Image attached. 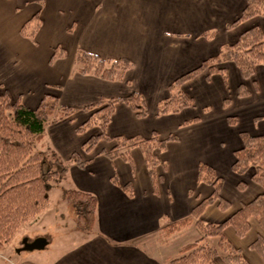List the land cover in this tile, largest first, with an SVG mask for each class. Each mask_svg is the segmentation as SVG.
Instances as JSON below:
<instances>
[{"label":"crops","instance_id":"obj_1","mask_svg":"<svg viewBox=\"0 0 264 264\" xmlns=\"http://www.w3.org/2000/svg\"><path fill=\"white\" fill-rule=\"evenodd\" d=\"M244 5L245 0H0V84L11 98L19 97L22 104L35 107L45 92H51L62 104L81 109L101 99L138 91L145 99L147 115L137 116L118 102L107 134L150 137L155 132L159 139L176 135L162 150L155 151L159 163L152 179L138 147L129 150V161L121 156L111 160L104 151L114 143L100 147V140L91 151H83L82 144L89 134L75 131L74 116L72 120L49 121L38 145L44 150L48 141L54 151L67 157L77 151L85 160L83 167L74 163L70 166L77 189L96 196L93 227L98 232L86 245L66 246L54 260L39 264H159L138 245H126L125 241L154 231L160 235L163 224L187 215L199 197L209 194L211 185L197 181L199 162L212 166L219 175V166L229 173L226 182L220 175V193L229 200V207L221 210L216 203L207 205L201 214L203 221L224 220L261 191L250 180L249 172L238 175L231 164L233 151L241 144L240 132L257 134L264 130L263 64L257 65L247 79L241 77L231 61L224 63L226 78L203 70L181 85L193 97V106L176 113L157 114V104L168 95L170 82L215 54L222 44L233 42L252 24L254 20L242 22L244 26L239 25L238 32L227 39L219 38L220 32L226 34V30L240 24L229 25ZM37 11L40 25L35 36L22 35V24ZM77 47L104 58H126L133 65L123 80L79 74L74 63ZM55 52L58 54L52 57ZM241 83L248 91L245 95L238 94ZM216 96L229 99L227 111L221 110L217 117L214 113L196 114L198 105L205 111ZM257 105L263 108L253 114L258 111L254 109ZM235 106L245 110L249 118L252 116L248 127L237 124L239 110L235 112ZM83 114L85 119L86 113ZM230 116H235L234 123H228ZM228 133L229 158L224 162L220 160L217 138H225ZM239 180L245 182L243 188L238 187ZM125 185L130 186L132 194L124 190ZM249 222L250 228L243 236H237L230 226L225 227L224 233L248 264H264L250 247L258 235L264 237V230L255 218ZM23 237L31 243L28 235ZM42 239L43 250L37 253L31 249L23 251L21 240L4 255L5 262L12 264L11 258L16 256L17 264H35L29 258L45 255L47 242Z\"/></svg>","mask_w":264,"mask_h":264},{"label":"trees","instance_id":"obj_2","mask_svg":"<svg viewBox=\"0 0 264 264\" xmlns=\"http://www.w3.org/2000/svg\"><path fill=\"white\" fill-rule=\"evenodd\" d=\"M248 20H254L253 25L246 27L233 42L222 44L215 54L168 84V95L158 102L157 114L176 113L193 106V97L182 90L181 85L203 70L208 75L220 73L226 78L224 63L231 61L241 77L247 79L253 75L257 65H264V0H245L241 13L229 25ZM39 25L40 16L37 11L22 24L20 33L34 37ZM57 54L55 52L52 57ZM74 63L79 74H92L105 80L125 79L126 71L133 65L126 58H104L82 47H77ZM126 81L129 83L128 79ZM238 87L239 95L248 93L242 83ZM118 102L127 105L137 116H146L148 113L145 99L138 91L85 105L82 109L89 114L75 127V131L82 133L96 127L97 132L87 136L82 149L89 152L100 140L114 141L109 150L104 151L107 157L113 159L117 156L126 157L131 148L138 147L154 179L155 166L159 163L155 151L162 150L168 140L176 139V135L169 134L164 139H159L155 132L150 137L109 136L107 125ZM75 113V108L59 103L57 96L51 92H45L35 107H29L22 104L19 97L11 98L0 84V248L11 241L21 224L46 206L52 174L65 173V166L56 153L51 151V156H48V151L39 150L36 145L42 141L49 121L62 118L72 120ZM228 121L234 123L235 116H230ZM240 139V146L233 151L231 169L238 175L249 172L250 180L258 184L261 191L224 220L218 223L203 221L201 214L207 205L216 203L221 210H226L230 203L220 193L222 177L212 166L199 162L197 181L210 184L211 191L199 197L187 215L163 224L159 238L167 240L191 225L198 228L200 235L183 244L178 250L179 254L169 258L167 264H248L241 251L226 237L224 229L230 226L237 236H243L250 228L249 219L255 218L264 230V130L257 134L241 131ZM47 156L60 165L59 170H42ZM69 158L80 166L85 163L77 151L72 152ZM129 185H125L124 190L132 194ZM244 186L245 182L239 180L238 187ZM62 197L73 205L80 226L90 230L95 221L96 196L87 191L70 189L63 191ZM209 237L217 238L216 245L208 242ZM250 247L264 262V237L258 235Z\"/></svg>","mask_w":264,"mask_h":264},{"label":"rangeland","instance_id":"obj_3","mask_svg":"<svg viewBox=\"0 0 264 264\" xmlns=\"http://www.w3.org/2000/svg\"><path fill=\"white\" fill-rule=\"evenodd\" d=\"M241 23L242 22H240V24L229 29L230 30L229 32L228 30H226V34L225 32L223 33L220 32V34H218L219 38L227 39L234 33L238 32V30L240 29L238 28L239 25L244 26L243 25L244 23L242 24ZM230 97H232V99L234 100L233 94H230ZM212 100L213 101L210 103L207 109L205 108L206 109L205 111H203L204 108L200 109V106L198 105L196 108V114L202 116L203 114L208 115V113H214L215 117H217L218 112H220L221 110L227 111L231 104L229 99L225 98L222 100L218 96L213 97ZM221 101L223 103L222 106H221ZM59 103L61 102L59 101ZM234 108H235L234 110L235 112H237L236 109L239 110L238 106H235ZM262 108H263L262 106L257 105V107H255L254 109L258 111H252V113L253 114L257 113ZM245 112L246 111L245 110L242 111V109L241 111L239 110V112H237L238 113V117H237L238 123L237 124H241L244 127L245 126L248 127L249 124H251L252 116L249 118ZM83 113H86L85 114L86 117L89 114V112H85L82 108L76 109V113L73 116L74 118H76L74 121L75 123H77V125H79L83 121L84 118L81 117L82 115H84ZM262 119H264V117L261 118V120ZM261 120L257 121V123H260ZM219 130L224 131V129H219ZM86 131L88 132V134H92L93 132H97V129L96 127L93 130L89 128ZM228 131H229V128H228ZM228 137H229V133L227 137L225 138H223V136L217 138V143L220 146V150H221L220 160H223L224 162L226 161V159L229 158V155L226 151V148L229 145ZM48 140L50 141V139ZM113 143L114 141H110V140L102 141L101 140V142H99V146L107 147V146L112 145ZM44 145H45L44 150L49 152L48 156H51L50 155L51 151L57 154V156L60 158V161L65 166V173L63 174L61 172H56L52 174L51 178L49 179V184H48V189H47L48 202L46 206L42 210H40L36 215L29 218L26 222H24L17 229V232L13 240L10 242L8 246H3L2 248H0V264H8L7 262H5L6 258L4 257V255L6 253H9V251L11 252L14 246H17L18 244L22 243L21 240H24L23 236L25 235H28L29 236L28 238L31 239V242H33L35 239L30 236H32L33 234H41V236L47 242L46 244L47 246L45 248L46 252L44 256H38L36 259L34 258V256H30L29 258L32 263L39 264L43 262L47 263L48 260L53 259L55 256L63 252L66 249V246L72 245L75 247L76 246L81 247V246L86 245L93 237H95V235L98 232V229L96 226H94L90 230L83 229L78 223L73 205L67 202L66 200H64L62 197L63 191L70 190V189H77V184L73 177V169L71 168L70 164L74 163L75 165L79 167H83L82 165H84V163L80 166L76 164L74 161H72L69 157H67V155L54 151L51 148L52 146L50 142L48 141H46ZM36 148L41 150L38 144L36 145ZM123 151H125V149H123ZM81 153H84V152L81 151ZM48 156H47V159L43 163L42 170L43 171H45L46 169H51L52 171L59 170L60 165L56 161H54L52 157L48 158ZM117 157H120V156H117ZM113 159L111 158V160ZM125 159L129 161L128 153H126ZM218 168H219L218 172L221 173L220 175L223 176L225 182H226V179L229 180L228 170L223 166H219ZM83 171H85V169H83ZM199 235H200V231L198 230V228L192 225L188 227L187 229L175 234L174 236H172L171 238L167 240L159 238L158 231H154L153 233H150L142 238L129 239L128 241H125V243L126 245L127 244L128 245H138L137 247L142 248L141 249L142 251L146 252L148 256H150V258L155 259L159 264H167L166 258H172V257L177 256L179 254L178 250L183 244L194 240ZM207 239H208V242L216 245V242H217L216 237H213V238L209 237ZM25 241L26 240H24L21 246L24 245ZM25 250H28V249H24L23 251ZM31 250L37 253L38 251H41L43 249L34 248ZM69 250L70 248H68V251ZM218 262L221 263L219 259H218ZM11 263L17 264L16 256H12Z\"/></svg>","mask_w":264,"mask_h":264},{"label":"water","instance_id":"obj_4","mask_svg":"<svg viewBox=\"0 0 264 264\" xmlns=\"http://www.w3.org/2000/svg\"><path fill=\"white\" fill-rule=\"evenodd\" d=\"M44 240L41 237L36 238L31 243H24L23 248L24 249H34V248H42L44 246Z\"/></svg>","mask_w":264,"mask_h":264}]
</instances>
